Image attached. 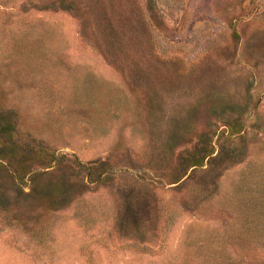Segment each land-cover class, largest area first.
Instances as JSON below:
<instances>
[{
  "label": "rangeland",
  "instance_id": "1",
  "mask_svg": "<svg viewBox=\"0 0 264 264\" xmlns=\"http://www.w3.org/2000/svg\"><path fill=\"white\" fill-rule=\"evenodd\" d=\"M0 264H264V0H0Z\"/></svg>",
  "mask_w": 264,
  "mask_h": 264
},
{
  "label": "trees",
  "instance_id": "2",
  "mask_svg": "<svg viewBox=\"0 0 264 264\" xmlns=\"http://www.w3.org/2000/svg\"><path fill=\"white\" fill-rule=\"evenodd\" d=\"M7 132H8V134H10V136H12V134H11V131H10V130H8Z\"/></svg>",
  "mask_w": 264,
  "mask_h": 264
}]
</instances>
